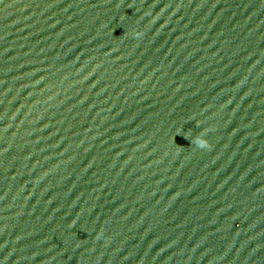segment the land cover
<instances>
[{
    "label": "water",
    "instance_id": "1",
    "mask_svg": "<svg viewBox=\"0 0 264 264\" xmlns=\"http://www.w3.org/2000/svg\"><path fill=\"white\" fill-rule=\"evenodd\" d=\"M0 264H264V0H0Z\"/></svg>",
    "mask_w": 264,
    "mask_h": 264
},
{
    "label": "clouds",
    "instance_id": "2",
    "mask_svg": "<svg viewBox=\"0 0 264 264\" xmlns=\"http://www.w3.org/2000/svg\"><path fill=\"white\" fill-rule=\"evenodd\" d=\"M199 147H206L208 146V141L204 138L203 135H199L197 137H195V141H194Z\"/></svg>",
    "mask_w": 264,
    "mask_h": 264
}]
</instances>
